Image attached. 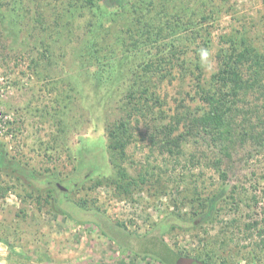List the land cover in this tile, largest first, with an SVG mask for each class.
<instances>
[{"label":"rangeland","instance_id":"374dc122","mask_svg":"<svg viewBox=\"0 0 264 264\" xmlns=\"http://www.w3.org/2000/svg\"><path fill=\"white\" fill-rule=\"evenodd\" d=\"M95 211L264 264V0H0V264H158Z\"/></svg>","mask_w":264,"mask_h":264},{"label":"trees","instance_id":"16d2710c","mask_svg":"<svg viewBox=\"0 0 264 264\" xmlns=\"http://www.w3.org/2000/svg\"><path fill=\"white\" fill-rule=\"evenodd\" d=\"M90 5L93 6V0H87ZM221 116L216 114H208L207 116L201 119V122L206 126H212L218 128L221 126ZM115 147V146H114ZM111 146V148H114ZM122 151V148H121ZM52 179L47 180V185L53 186L51 183ZM73 186V185H72ZM56 188V186H55ZM66 191L67 188L63 187ZM59 188H56L57 191ZM66 195V194H65ZM215 201L211 199L209 201V207L212 208ZM212 209H209L203 217L200 218V221H206L210 217V212ZM91 225H93L98 231L99 234L110 241H112L121 251H128L142 260L149 258V256H154L158 264H178L176 258H188L182 257L181 255L174 253L167 244L164 243L162 235H143L139 236L134 233H130L127 229L118 223H112L105 215L99 211H95L93 218L87 220ZM196 225V223H193ZM167 230L170 223L166 225Z\"/></svg>","mask_w":264,"mask_h":264},{"label":"water","instance_id":"95a60500","mask_svg":"<svg viewBox=\"0 0 264 264\" xmlns=\"http://www.w3.org/2000/svg\"><path fill=\"white\" fill-rule=\"evenodd\" d=\"M58 188L63 191V192H67L62 186H58ZM177 260V263L178 264H206V263H203L201 261H198L196 259H192V258H176Z\"/></svg>","mask_w":264,"mask_h":264}]
</instances>
